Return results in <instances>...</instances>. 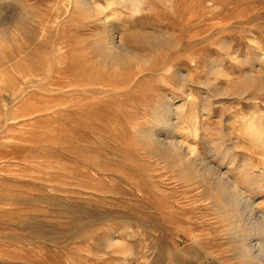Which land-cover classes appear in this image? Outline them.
I'll return each mask as SVG.
<instances>
[{
  "label": "rangeland",
  "instance_id": "1",
  "mask_svg": "<svg viewBox=\"0 0 264 264\" xmlns=\"http://www.w3.org/2000/svg\"><path fill=\"white\" fill-rule=\"evenodd\" d=\"M76 1L0 0V264H264V0Z\"/></svg>",
  "mask_w": 264,
  "mask_h": 264
},
{
  "label": "bare ground",
  "instance_id": "2",
  "mask_svg": "<svg viewBox=\"0 0 264 264\" xmlns=\"http://www.w3.org/2000/svg\"><path fill=\"white\" fill-rule=\"evenodd\" d=\"M129 1V0H128ZM77 2V3H76ZM75 3V6L77 8H79L82 4H84V0H77ZM134 5V4H133ZM94 15H97V13L94 12ZM100 18V17H99ZM100 20V19H99ZM102 23V22H101ZM114 33V32H113ZM109 34V33H107ZM121 36V35H120ZM107 40L105 41V45L106 46V52L110 55V58L113 60V62L117 63V64H124V65H129V64H132V62L134 61L133 57H134V53L130 52L129 49H127L126 47H122V45H117L116 44V41L115 40H112L111 38H106ZM136 39V38H135ZM142 39V38H140ZM137 40V39H136ZM143 40V39H142ZM145 43V42H144ZM104 51V50H103ZM105 58H107L105 56ZM110 63V62H109ZM254 86V83L253 82H249V83H246L244 85V88L241 87V95L245 93V90L247 89L248 90V87L252 88ZM258 87V86H256ZM260 87V86H259ZM262 89H264V85L262 87H260ZM236 94H233L234 96H237L239 95L240 93L238 92H235ZM245 96V95H243ZM231 97V96H230ZM246 99V98H245ZM257 127V125H253L252 127L250 126L248 129L249 130H252L253 131H257V129L255 128ZM258 137L257 139L260 141L261 145L264 146V135H263V132L260 130L258 131ZM256 135V134H255ZM259 144V143H258ZM173 146V145H172ZM171 146V147H172ZM174 148L176 151V148L175 147H172ZM178 156V154H177ZM191 156V155H190ZM178 158L176 160V162L174 163V165L177 164V167H180V168H183L185 169V171L188 169L186 166H184V163L181 161V159L179 157H176ZM191 161V160H190ZM206 168V167H205ZM190 170V169H189ZM193 170V169H192ZM188 172V171H187ZM186 173V172H185ZM191 173V171H190ZM197 178V177H196ZM200 178V176H199ZM206 178V177H205ZM202 179V178H201ZM223 179V178H222ZM215 180V183L214 184V188H211V192H210V197L215 199L214 202H216V200L218 198H221L222 195L225 194V187H224V183H221L220 181H216ZM201 181V180H200ZM213 181V180H212ZM222 181V180H221ZM212 184V185H213ZM209 186V185H208ZM212 187V186H211ZM205 188V187H204ZM220 201V200H218ZM217 201V202H218ZM218 208H220L223 212H226L228 213L229 217L231 218L230 220H234L233 223H234V227L236 229V239L238 238L239 241H243L241 239L245 238L246 235H244L246 233V230L242 229V224H241V219H240V216L242 215L241 214V208L243 207V202H241V200L238 198V195L237 194H231L230 196H228L226 199H223L222 201H220V204L217 205ZM221 213V211H220ZM225 214V213H224ZM245 212H244V217H245ZM255 214V213H254ZM227 215V214H226ZM240 215V216H239ZM228 218V217H227ZM250 218V216L248 217ZM248 218H247V221H248ZM243 219V218H242ZM253 220V219H252ZM253 222V221H252ZM258 222V221H257ZM241 224V225H240ZM259 224V223H257ZM244 226V225H243ZM233 227V228H234ZM246 227V226H245ZM246 229V228H245ZM251 229V228H250ZM253 229V228H252ZM232 230V229H231ZM248 230V229H247ZM249 233V232H248ZM233 237V236H232ZM245 240V239H244ZM249 241V240H248ZM245 242V241H244ZM243 242V243H244ZM242 243V242H241ZM249 244V243H248ZM262 244V242H261ZM249 247V246H248ZM246 248V247H245ZM250 248V247H249ZM263 248V247H262ZM248 249V248H247ZM257 250V249H256Z\"/></svg>",
  "mask_w": 264,
  "mask_h": 264
}]
</instances>
